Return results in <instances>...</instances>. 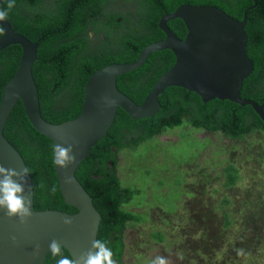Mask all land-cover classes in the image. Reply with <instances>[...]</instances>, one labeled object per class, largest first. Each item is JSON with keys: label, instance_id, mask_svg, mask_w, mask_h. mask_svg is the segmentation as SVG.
Wrapping results in <instances>:
<instances>
[{"label": "trees", "instance_id": "1", "mask_svg": "<svg viewBox=\"0 0 264 264\" xmlns=\"http://www.w3.org/2000/svg\"><path fill=\"white\" fill-rule=\"evenodd\" d=\"M7 3L5 0L0 9L8 11L6 20L14 31L39 43L32 74L41 116L49 123L60 124L80 114L85 84L94 73L110 64L134 62L146 46L164 38L158 28L163 15L184 4L206 5L241 20L253 0H162L161 3L141 0L136 15L134 11L115 13L106 7L105 0H15L10 10ZM119 17L121 22L116 20ZM167 25L183 39L185 29L180 20L169 21ZM244 29L248 37L247 54L254 68L243 83L241 96L260 105L264 103V0H258L257 6L247 12ZM21 55L19 45L0 51V99ZM174 61L169 50L154 52L139 69L119 76L116 86L134 103L141 104ZM158 100L161 108L151 118L132 120L118 109L107 134L90 148L76 169V179L101 215L97 239L108 242L117 264H124L129 248L126 230L144 220L141 214L127 209L134 195L142 191L122 186L117 171L119 153L137 150L167 129L185 123L193 129L220 133L229 140L226 150L212 153L216 156L214 161L218 160L217 154L228 153L219 162L223 164L220 170L211 177L220 180V185H211L210 193L207 186L198 189L199 195L189 201L191 205L185 203L187 208L182 211L185 213L180 219L178 235L163 227L162 232L157 225L148 232L149 238L155 249L157 245L164 246L165 239L171 245L170 239L178 238L170 256L179 262L171 264H243L255 259L264 245V169H261L264 168V122L250 106L217 99L203 103L196 94L178 87L165 89ZM3 135L31 172L34 209L76 213L75 208L63 201L52 162L53 144L31 126L21 102L14 107ZM205 170L206 167L202 173L207 179ZM246 178L249 182L243 186ZM211 193L220 194L219 200L213 199ZM178 244L193 251L189 253L186 249L183 254ZM161 251L167 253L163 247ZM219 252L224 254L222 259L218 258ZM63 254L71 258L64 248ZM138 254L140 258L146 255ZM56 259L49 253L44 264H56Z\"/></svg>", "mask_w": 264, "mask_h": 264}, {"label": "water", "instance_id": "2", "mask_svg": "<svg viewBox=\"0 0 264 264\" xmlns=\"http://www.w3.org/2000/svg\"><path fill=\"white\" fill-rule=\"evenodd\" d=\"M4 1L0 0V7ZM253 2L241 20L206 5L184 4L163 15L158 28L164 38L146 46L134 62L110 64L94 73L85 84L80 114L60 124L49 123L41 116L32 74L39 43L15 32L7 20L0 23V51L10 45H19L22 50L16 72L4 85L0 99V165L17 171L27 168L19 152L3 135L14 107L21 102L31 126L51 140L53 147L56 144L72 146L74 162L64 169L53 165L64 203L77 210L74 214L35 210L32 180L30 175L25 176L24 195L31 202L32 215L21 223L0 211V264H44L52 240L64 245L70 257L77 260L88 251L92 241L97 239L101 215L75 172L90 148L107 134L118 109L132 120L151 118L161 108L158 98L164 90L178 87L196 94L203 103L217 99L250 106L264 122L263 106L241 96L243 83L253 71L244 29L247 12L257 5V0ZM175 19L186 29L184 39H179L167 25ZM163 50L174 55L173 66L157 79L141 104L134 103L119 91L117 78L139 69L152 53ZM65 220L71 223L65 224Z\"/></svg>", "mask_w": 264, "mask_h": 264}, {"label": "rangeland", "instance_id": "3", "mask_svg": "<svg viewBox=\"0 0 264 264\" xmlns=\"http://www.w3.org/2000/svg\"><path fill=\"white\" fill-rule=\"evenodd\" d=\"M229 143V140L220 133H207L204 130L193 129L184 123L179 127L167 129L166 133L141 144L137 150H124L119 153L117 171L122 186L137 187L142 191L140 195H134L127 209L141 214L144 220L139 224L134 223L128 226L126 230L129 248L123 260L124 264H149V261L157 255L168 256L169 264L178 261L174 256H170L173 251L172 245L174 249V243L178 242L177 237L170 239L173 244L170 245L165 239L164 246L157 245L155 249L148 232H152L154 227L159 225L162 232L165 228L174 235L180 233L182 223L180 219L185 213L182 211L187 208L185 203H189L198 196L197 192L202 190L201 188L207 186L206 189L210 193L212 186L220 185V180L215 181L211 177L215 176V171L220 170L223 164L219 162L228 157V153L225 152L227 155L217 154L216 161L213 160L216 156L212 153L226 150ZM215 162L218 163L217 166L214 165ZM262 165L264 166L263 162ZM204 167H206L207 179L202 173ZM261 169L264 168L261 167ZM146 170L149 172L146 173ZM248 182L249 178H246L243 186ZM211 195L213 199L219 200L220 194L211 193ZM187 214L190 215L188 211ZM179 244L177 247L181 249L178 250L183 254L186 249L189 253L193 251L191 247L183 248ZM162 247L167 253L161 251ZM262 248L255 259H248L243 264H264V245ZM140 252L146 254L144 258H140L138 254ZM222 257L224 254L219 252L218 258L222 259Z\"/></svg>", "mask_w": 264, "mask_h": 264}, {"label": "clouds", "instance_id": "4", "mask_svg": "<svg viewBox=\"0 0 264 264\" xmlns=\"http://www.w3.org/2000/svg\"><path fill=\"white\" fill-rule=\"evenodd\" d=\"M15 6V0H8L7 9ZM8 17V11L0 9V23ZM75 160L71 145L64 147L56 144L53 147V164L60 168H67ZM28 168L17 171L15 168H6L0 165V211L9 218H16L21 223H25L32 215L31 202L24 195V177L30 175ZM65 224H70V220H65ZM15 239L14 237L12 238ZM64 245L52 240L48 244L51 256L56 257V264H117L113 258L114 253L108 242L99 239L93 240L91 247L83 253L79 260L76 257L63 254ZM149 264H169L166 256L157 255L149 261Z\"/></svg>", "mask_w": 264, "mask_h": 264}, {"label": "flooded vegetation", "instance_id": "5", "mask_svg": "<svg viewBox=\"0 0 264 264\" xmlns=\"http://www.w3.org/2000/svg\"><path fill=\"white\" fill-rule=\"evenodd\" d=\"M161 1L162 0H156L157 3H161ZM257 2H258V0H257ZM104 4L106 5V7L109 10H112L115 13H117V12L127 13V12H130V11H134L135 15H136V14L139 13L141 0H105ZM116 20H117V22H121L122 17H119ZM184 29H185V27H184ZM185 35H186V29H185ZM185 35L183 36V39L185 38ZM90 36H92L91 33H90ZM247 56H248V54H247ZM250 60L253 63V60L252 59H250ZM253 68H254V66H253ZM260 105H262L264 107V103H262Z\"/></svg>", "mask_w": 264, "mask_h": 264}]
</instances>
